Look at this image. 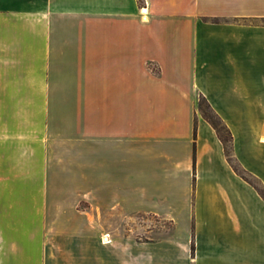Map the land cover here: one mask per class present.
I'll use <instances>...</instances> for the list:
<instances>
[{
  "label": "crops",
  "instance_id": "1",
  "mask_svg": "<svg viewBox=\"0 0 264 264\" xmlns=\"http://www.w3.org/2000/svg\"><path fill=\"white\" fill-rule=\"evenodd\" d=\"M263 18L264 0H0V232L27 234L0 264H264V200L197 107L264 186ZM136 213L168 224L117 234Z\"/></svg>",
  "mask_w": 264,
  "mask_h": 264
},
{
  "label": "rangeland",
  "instance_id": "2",
  "mask_svg": "<svg viewBox=\"0 0 264 264\" xmlns=\"http://www.w3.org/2000/svg\"><path fill=\"white\" fill-rule=\"evenodd\" d=\"M262 21V20H261ZM197 107H198V100H197ZM232 161H234L232 159ZM234 163V162H233ZM89 173L90 170L83 168V169H68L67 170V175L68 176H76L82 179V184L77 185V188L79 189L81 199L80 200H75V211H76V216H74V220L78 226L82 227V244H83V251L82 252H77L76 255H81L85 256L88 255L86 246L90 244V215H91V205H90V184H89ZM249 180L254 181L250 176L246 175ZM255 182V181H254ZM72 202V196L71 192H68L67 195V204H68V209L70 208ZM67 209V210H68ZM70 211V209H69ZM72 217L70 214L67 215V218L70 219ZM112 224L116 225V233L118 234H124L126 233V227L130 225L133 227V229L130 231L131 235L136 237V238H142L144 237V232L140 231L138 229V225L144 224V225H155V224H168V222H164V220H161L160 218L156 216H151L147 214H140L136 213L130 216V218L127 219H122V218H112L110 219ZM105 237L102 238L105 242L109 241V236L108 234H104ZM26 237L27 234L26 232L22 231L20 229L19 232L17 233H11V232H0V242H5L8 245L12 244L13 246H17L19 249V255H22V250L26 248ZM108 238L105 240V238ZM49 233H39L38 238L35 240V246L39 249L40 255H42V252L44 251L45 247L50 248H55L56 246L61 247V251L65 252L66 255H70V249H69V241H66V246L64 241L56 240L55 242H50L49 241ZM62 240V239H61ZM79 245V244H78ZM66 247L67 249H65ZM86 248V250H85ZM5 251V250H4ZM63 254V253H62Z\"/></svg>",
  "mask_w": 264,
  "mask_h": 264
},
{
  "label": "trees",
  "instance_id": "3",
  "mask_svg": "<svg viewBox=\"0 0 264 264\" xmlns=\"http://www.w3.org/2000/svg\"><path fill=\"white\" fill-rule=\"evenodd\" d=\"M141 1V0H139ZM262 22L264 23V18L262 19ZM198 111L201 114V116L213 127L215 130L218 138L222 142L224 146V151L226 153V156L231 162L232 167L234 170L240 174L246 181H248L258 192V194L262 197L264 200V186L262 183L249 174L245 169L241 168L236 162L232 161L231 158V142H232V136L225 125V123L219 118V116L213 111L210 104L206 100V98L202 95H198ZM234 162V163H233ZM250 176L254 181L249 180V178L246 176Z\"/></svg>",
  "mask_w": 264,
  "mask_h": 264
},
{
  "label": "bare ground",
  "instance_id": "4",
  "mask_svg": "<svg viewBox=\"0 0 264 264\" xmlns=\"http://www.w3.org/2000/svg\"><path fill=\"white\" fill-rule=\"evenodd\" d=\"M105 239H108L107 237Z\"/></svg>",
  "mask_w": 264,
  "mask_h": 264
}]
</instances>
